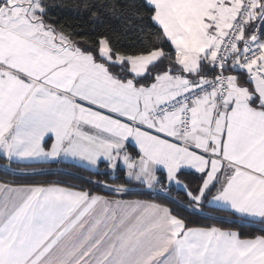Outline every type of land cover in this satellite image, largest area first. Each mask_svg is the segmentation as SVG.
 Wrapping results in <instances>:
<instances>
[{
  "label": "snow or ice",
  "instance_id": "snow-or-ice-1",
  "mask_svg": "<svg viewBox=\"0 0 264 264\" xmlns=\"http://www.w3.org/2000/svg\"><path fill=\"white\" fill-rule=\"evenodd\" d=\"M75 7L0 0V157L89 173L0 181V264H264V0Z\"/></svg>",
  "mask_w": 264,
  "mask_h": 264
},
{
  "label": "trees",
  "instance_id": "trees-1",
  "mask_svg": "<svg viewBox=\"0 0 264 264\" xmlns=\"http://www.w3.org/2000/svg\"><path fill=\"white\" fill-rule=\"evenodd\" d=\"M56 3L61 5V8H57L55 10V16L62 22H67L70 24H84L86 28L89 26L85 23L87 18L86 16H83L81 12H78V10L75 7V4L78 2V0H55ZM8 165V167L11 169L9 171L0 168V181L2 180H8V181H15L17 183H39V182H45V181H63L66 183H72L79 185L82 183L81 180L75 179V176H81V177H88L89 173L86 171H83L80 168L75 167L72 163L69 162H51V163H34V164H20V163H11L6 164V160L0 157V165ZM12 171V172H11ZM23 172H35L38 173L37 175H23L21 173ZM71 173L72 175H68ZM119 174L116 173V175L113 177H108L109 183H121L123 182L121 179H116V177ZM96 178V177H93ZM100 179H105L104 176H100ZM183 179V177H182ZM191 179L192 185L195 186V183L197 182L195 178H189ZM131 185L135 186L132 187ZM130 188L133 190L132 195H127L124 198H140V199H163V195L161 196H136L135 193L140 192L139 190L141 187L139 185L130 184ZM94 191L100 192L102 189L95 188ZM142 191V189H141ZM169 196L177 199H181L183 197L182 192H178L175 188L172 189V191L168 194ZM175 207V205H172ZM204 214H196L191 213L189 211H184L183 214L185 216H188L194 223L196 224H211L216 223V221L207 219V216L209 215H221L220 213H213L211 209L205 207L203 210ZM253 229L251 228H244V232H251Z\"/></svg>",
  "mask_w": 264,
  "mask_h": 264
},
{
  "label": "rangeland",
  "instance_id": "rangeland-1",
  "mask_svg": "<svg viewBox=\"0 0 264 264\" xmlns=\"http://www.w3.org/2000/svg\"><path fill=\"white\" fill-rule=\"evenodd\" d=\"M0 168L5 169V170H7V171L11 170V169L8 167V165H4V164H3V165L1 164V165H0ZM11 172H12V171H11ZM115 175H116V173H113V174H112L113 177H114Z\"/></svg>",
  "mask_w": 264,
  "mask_h": 264
},
{
  "label": "crops",
  "instance_id": "crops-1",
  "mask_svg": "<svg viewBox=\"0 0 264 264\" xmlns=\"http://www.w3.org/2000/svg\"><path fill=\"white\" fill-rule=\"evenodd\" d=\"M3 158V157H2ZM4 159V158H3ZM56 162H64V161H56ZM69 163H71V162H69ZM6 164H9L8 163V161H6ZM20 164H34V163H20ZM134 184V183H133ZM134 185H136V184H134ZM132 187H135V186H133V185H131ZM133 191H136V190H133ZM129 199H135V198H129Z\"/></svg>",
  "mask_w": 264,
  "mask_h": 264
},
{
  "label": "built area",
  "instance_id": "built-area-1",
  "mask_svg": "<svg viewBox=\"0 0 264 264\" xmlns=\"http://www.w3.org/2000/svg\"><path fill=\"white\" fill-rule=\"evenodd\" d=\"M161 195H163V194H161ZM152 197H154V196H152Z\"/></svg>",
  "mask_w": 264,
  "mask_h": 264
}]
</instances>
